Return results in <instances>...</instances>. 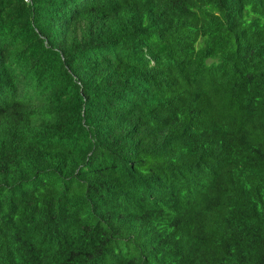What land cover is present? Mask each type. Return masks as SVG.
<instances>
[{"label":"trees","instance_id":"16d2710c","mask_svg":"<svg viewBox=\"0 0 264 264\" xmlns=\"http://www.w3.org/2000/svg\"><path fill=\"white\" fill-rule=\"evenodd\" d=\"M0 264H264V0H0Z\"/></svg>","mask_w":264,"mask_h":264},{"label":"built area","instance_id":"2783aa9c","mask_svg":"<svg viewBox=\"0 0 264 264\" xmlns=\"http://www.w3.org/2000/svg\"><path fill=\"white\" fill-rule=\"evenodd\" d=\"M25 1H29V0H25Z\"/></svg>","mask_w":264,"mask_h":264}]
</instances>
